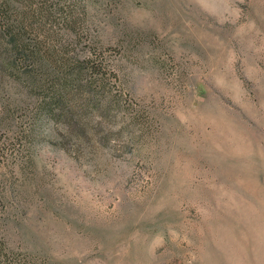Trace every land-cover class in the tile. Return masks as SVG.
I'll list each match as a JSON object with an SVG mask.
<instances>
[{
    "label": "rangeland",
    "instance_id": "1",
    "mask_svg": "<svg viewBox=\"0 0 264 264\" xmlns=\"http://www.w3.org/2000/svg\"><path fill=\"white\" fill-rule=\"evenodd\" d=\"M75 10L65 52L113 64L107 92L14 136L0 64V264H264V0Z\"/></svg>",
    "mask_w": 264,
    "mask_h": 264
},
{
    "label": "trees",
    "instance_id": "2",
    "mask_svg": "<svg viewBox=\"0 0 264 264\" xmlns=\"http://www.w3.org/2000/svg\"><path fill=\"white\" fill-rule=\"evenodd\" d=\"M78 1L0 0V64L31 100L24 120H15L14 136L35 131L37 110L50 117V104L62 111L78 101L89 102L98 90L107 92L110 87L113 64L90 50L81 55L65 52L64 35L76 34L79 20L83 22L84 12L75 10ZM35 91L44 94L35 98ZM71 119L62 126L71 128Z\"/></svg>",
    "mask_w": 264,
    "mask_h": 264
},
{
    "label": "clouds",
    "instance_id": "3",
    "mask_svg": "<svg viewBox=\"0 0 264 264\" xmlns=\"http://www.w3.org/2000/svg\"><path fill=\"white\" fill-rule=\"evenodd\" d=\"M151 13L138 8L134 3L127 5V17L133 27H144Z\"/></svg>",
    "mask_w": 264,
    "mask_h": 264
}]
</instances>
